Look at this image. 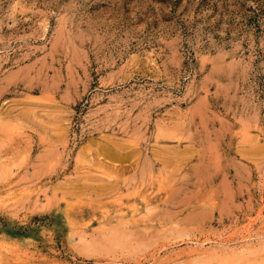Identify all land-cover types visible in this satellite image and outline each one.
<instances>
[{
  "label": "rangeland",
  "instance_id": "1",
  "mask_svg": "<svg viewBox=\"0 0 264 264\" xmlns=\"http://www.w3.org/2000/svg\"><path fill=\"white\" fill-rule=\"evenodd\" d=\"M0 264H264V0H0Z\"/></svg>",
  "mask_w": 264,
  "mask_h": 264
}]
</instances>
